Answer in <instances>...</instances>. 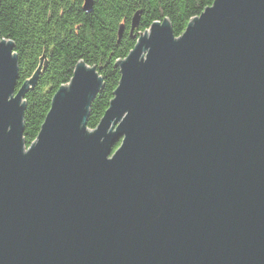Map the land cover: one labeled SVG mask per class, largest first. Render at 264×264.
<instances>
[{
  "label": "water",
  "instance_id": "water-1",
  "mask_svg": "<svg viewBox=\"0 0 264 264\" xmlns=\"http://www.w3.org/2000/svg\"><path fill=\"white\" fill-rule=\"evenodd\" d=\"M118 68L94 130L80 61L25 149L39 70L16 90L0 38V264H264V0L153 23Z\"/></svg>",
  "mask_w": 264,
  "mask_h": 264
},
{
  "label": "trees",
  "instance_id": "trees-1",
  "mask_svg": "<svg viewBox=\"0 0 264 264\" xmlns=\"http://www.w3.org/2000/svg\"><path fill=\"white\" fill-rule=\"evenodd\" d=\"M214 0H0V38L13 45L17 58L16 90L39 70L34 86L23 96L25 149L35 141L51 100L66 86L78 62L95 67L102 87L91 101L86 128L94 130L113 99L120 72L118 62L133 50L153 23L168 20L179 38L190 20ZM138 15L137 27L132 19ZM122 27V33L119 34ZM118 140L112 153L120 146Z\"/></svg>",
  "mask_w": 264,
  "mask_h": 264
}]
</instances>
